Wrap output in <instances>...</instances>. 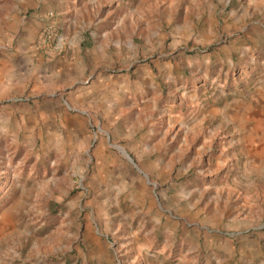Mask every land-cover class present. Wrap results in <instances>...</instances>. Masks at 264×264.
Returning <instances> with one entry per match:
<instances>
[{
	"label": "rangeland",
	"instance_id": "rangeland-1",
	"mask_svg": "<svg viewBox=\"0 0 264 264\" xmlns=\"http://www.w3.org/2000/svg\"><path fill=\"white\" fill-rule=\"evenodd\" d=\"M46 16L112 44L51 96H0V264H264L242 115L264 104V0H0V52L52 34ZM107 66L111 87L69 101Z\"/></svg>",
	"mask_w": 264,
	"mask_h": 264
},
{
	"label": "crops",
	"instance_id": "crops-1",
	"mask_svg": "<svg viewBox=\"0 0 264 264\" xmlns=\"http://www.w3.org/2000/svg\"><path fill=\"white\" fill-rule=\"evenodd\" d=\"M47 13L49 12H45V15ZM47 16L45 20L49 19L53 31L51 37L43 38L40 35L41 33L35 37L30 28L23 27L15 40L17 52H0V96L9 91L14 81L23 79V81H30V79L33 81L29 90L30 93L51 96L58 89L70 84L77 77V73H82L87 61L102 59L106 56L104 49L108 51L110 44H112L109 39L110 32L107 30L100 32L101 41L99 46L102 48L101 51L93 49L94 46H97L94 36H91L92 45L89 49V36L85 33L82 36L80 35L84 30L83 26L79 25L81 20L79 17L73 19V25H76L78 29L73 27L75 31L71 32L67 28L66 35H63V32L57 33L55 18ZM110 58L111 63L108 66L112 64V56ZM108 66L104 68L105 70L100 71L98 75H94V72L89 75L88 85L78 86L74 92L68 91L69 101L75 102L73 96L76 93L85 96L88 91L101 87L103 83L110 86L112 84V73L109 71ZM92 75L94 76L91 77ZM61 100L62 102H60ZM52 103H54L55 108H61V103H63L67 110H72L70 103L62 95L57 101H52L50 106H52ZM46 104L48 106V101ZM252 112L255 115L250 119L249 110L242 109L243 122L245 120L253 121L250 127L254 128V135L258 139L254 141L255 150L253 153L259 160L264 157V150H262L264 149V141L261 137L262 134L264 135V104L256 103L252 108ZM65 123L69 127L74 126V117L69 112L65 116Z\"/></svg>",
	"mask_w": 264,
	"mask_h": 264
},
{
	"label": "water",
	"instance_id": "water-1",
	"mask_svg": "<svg viewBox=\"0 0 264 264\" xmlns=\"http://www.w3.org/2000/svg\"><path fill=\"white\" fill-rule=\"evenodd\" d=\"M126 156H127V158L130 160V161H132V159L130 158V156L128 155V153H126V151L123 149V148H120V147H118Z\"/></svg>",
	"mask_w": 264,
	"mask_h": 264
},
{
	"label": "built area",
	"instance_id": "built-area-1",
	"mask_svg": "<svg viewBox=\"0 0 264 264\" xmlns=\"http://www.w3.org/2000/svg\"><path fill=\"white\" fill-rule=\"evenodd\" d=\"M48 15H52V12H49ZM47 37H51V34L48 35Z\"/></svg>",
	"mask_w": 264,
	"mask_h": 264
}]
</instances>
